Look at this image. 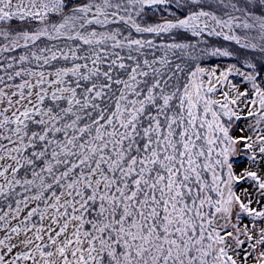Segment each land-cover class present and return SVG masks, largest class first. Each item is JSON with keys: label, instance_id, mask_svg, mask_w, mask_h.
<instances>
[{"label": "snow or ice", "instance_id": "obj_1", "mask_svg": "<svg viewBox=\"0 0 264 264\" xmlns=\"http://www.w3.org/2000/svg\"><path fill=\"white\" fill-rule=\"evenodd\" d=\"M0 264H264V0H0Z\"/></svg>", "mask_w": 264, "mask_h": 264}]
</instances>
